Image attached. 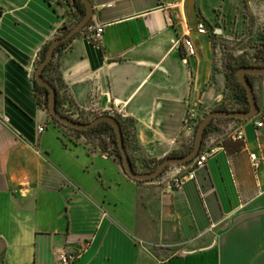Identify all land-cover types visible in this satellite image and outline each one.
I'll return each mask as SVG.
<instances>
[{"label":"crops","instance_id":"obj_1","mask_svg":"<svg viewBox=\"0 0 264 264\" xmlns=\"http://www.w3.org/2000/svg\"><path fill=\"white\" fill-rule=\"evenodd\" d=\"M91 1L100 40L86 29L55 54L62 107L132 119L142 157L161 159L191 144L190 109L201 118L241 105L212 31L237 42V54L255 50L264 0ZM73 20L63 0H0V264H61L62 252L76 256L70 264H264L259 117L218 122L205 139L217 153L179 188L166 182L189 164L152 180L130 177L111 147L56 126L38 102L39 53ZM185 36L196 48L187 59ZM251 80L264 115V75ZM239 128L243 141L233 139Z\"/></svg>","mask_w":264,"mask_h":264},{"label":"water","instance_id":"obj_2","mask_svg":"<svg viewBox=\"0 0 264 264\" xmlns=\"http://www.w3.org/2000/svg\"><path fill=\"white\" fill-rule=\"evenodd\" d=\"M85 4V13L84 15L63 35L57 36L52 39L47 49L45 58L37 65L34 71V78L36 81L48 88V111L49 113L57 119L62 124L75 128V129H89L98 125L101 122H109L112 124L116 137L117 145L119 148V153H116V157L127 175L136 179V180H152L158 178L165 171L167 166L172 165H184L189 164L194 157L199 153L206 127L211 123L214 118L219 117H233L237 119H251L260 112V107L257 101V97L254 92L253 84L250 81L249 75H264V65H244L237 69L236 73L238 80L242 83L246 89L247 97L249 101V108L247 110L243 109H213L198 121L192 119L186 129H189L194 124H197V128L194 135V142L192 148L183 155H174V156H165L162 160L156 165V167L150 171H138L133 166L130 155L126 146L124 144V137L122 133V128L118 118L112 114L104 113L98 115L90 121L82 122L76 120L68 115L63 114L58 110L56 105V88L53 84L43 77L42 71L44 67L52 60L57 46L72 38L78 31L84 28L94 15V5L91 0H82ZM4 248V243L0 238V253Z\"/></svg>","mask_w":264,"mask_h":264},{"label":"trees","instance_id":"obj_3","mask_svg":"<svg viewBox=\"0 0 264 264\" xmlns=\"http://www.w3.org/2000/svg\"><path fill=\"white\" fill-rule=\"evenodd\" d=\"M63 1H64V3H66V4H68L69 6L72 7L74 20L72 22H70V23H65L59 29V31L55 35V37L60 36V35H63L85 13V4H84V2L82 0H63ZM89 26H91V20L80 31H83V30L88 29ZM80 31H78L69 40L60 43L57 46L56 50H55V54H56V52H58L62 48H64L77 34L80 33ZM51 41H52V39L50 41H48L43 46L42 50L40 51L39 56H38V61H37L36 67L45 58L46 53H47V49H48L49 44H50ZM55 54H54L52 60L44 67V69L42 71V75H43L44 78H46L47 80H49L53 84V86L56 88V105H57L58 110L60 111L61 108H62L63 102L67 99V95H65V94H63L61 92L62 88L64 87V83H63L62 76H61L60 71H59V63H58L57 59L55 58ZM255 56H256V59H257L255 62H248V61L241 60V59L240 60L235 59L234 62H231V61H228L227 62V68L225 69L227 85L230 86V87H232V88H234V90L236 92V95L240 98L241 105L238 106V107H227L224 104H221L216 109L222 108V109H243V110H247L249 108V101H248L246 89H245L244 85L239 82L236 71H237V69L239 67L244 66V65H248V66L249 65H264V32H263V35H262V40L260 41V43L255 48ZM252 76L253 75H249V78H250L251 83H252V80H251L252 79ZM33 82H34V87H35V90H36V93H37V96H38V102L41 105H43L48 110V88L45 87V86H43V85H41V84H39L34 77H33ZM116 117L120 121L121 128H122V133H123V137H124V144L126 146V149L128 150L127 138H126V132H125V129H126L125 123L123 122L122 118H120L119 116H116ZM194 119L197 120V119H200V117L199 118H194ZM226 119H235V118H233V117H219V118H214L211 121V123L206 127L205 134H204V138H206L209 135V133L213 130L214 124H216L218 121L226 120ZM55 120H57V119H55ZM76 120H78V119H76ZM87 121H89V120L82 121V122H87ZM107 128L111 129V131H112V139H113V141L116 144L117 153H119V148H118V145H117L116 133H115V130H114V128H113V126H112L111 123H109V122H101L98 125H96L94 127H91L89 129H75V128H72V129L80 132L81 134H85L86 136H88L90 134H93V133L95 134L96 132H98L100 130H103V129H107ZM196 128H197V125H196ZM134 129H135V126H134ZM195 131H196V129H195ZM203 145H204V140H203L202 146ZM192 146H193V144L190 147H187L185 149L171 152V153H169L166 156L183 155V154L187 153L192 148ZM129 155H130V158H131V161H132L133 166L136 168L135 162H134V160H133V158H132V156H131L130 153H129ZM161 160H162V158L161 159H154V158H151L150 159L149 158L148 159V163L151 165V170L154 169L156 167V165ZM169 167L170 166H167V168L165 169V171Z\"/></svg>","mask_w":264,"mask_h":264},{"label":"rangeland","instance_id":"obj_4","mask_svg":"<svg viewBox=\"0 0 264 264\" xmlns=\"http://www.w3.org/2000/svg\"><path fill=\"white\" fill-rule=\"evenodd\" d=\"M219 31L220 30L217 29V33H215V34L212 33V36H213L214 44L218 50L216 53L217 63L221 67L226 69L227 68V62L228 61L234 62L235 59H237V60L241 59V60H245L248 62H255L257 60L256 56H255V50H252L251 52H245V53L237 54L236 48H237L238 43L233 41V40H228V39L223 38L222 36H220ZM234 93H235V95H234L235 102L240 103V98L236 95L235 90H234ZM60 111L63 112L64 114H66V115H68L74 119H78L80 121H86V120L90 121L94 117L105 113L104 112V113L97 114V115H88L86 113L87 111H85L83 109L81 110V109L75 107L71 102H70V105H68L66 107H62ZM114 116H119L120 118H122L123 122L125 123V127H126L125 132H126V138H127L128 153L131 154V156L135 162L136 170H138V171H150L151 165L148 163V158L142 157V152L139 149L140 146H139L138 141L136 139L134 122L129 118H123L119 114H114ZM198 120L199 119H197V121ZM52 121H53V123H55L56 126L61 127V129H66L67 131H71L75 136H79L81 134L80 132L62 124L61 122H58L53 117H52ZM218 122H220V121H218ZM216 124H214L213 129H214V127H216ZM196 125L197 124H195L194 129H196ZM48 129H56V128L53 125H48ZM194 134H195V132H194ZM84 136L94 143H96V142L105 143V145H108L109 147L112 148L113 152H115V153L117 152L116 144L112 139V131L109 128L100 130V131L96 132L95 134L93 133V134H90L88 136H86L84 134ZM206 138L203 139L204 144H205ZM193 140H194V135H193L192 142L190 145H188V147H190L193 144ZM172 166H174V165H172Z\"/></svg>","mask_w":264,"mask_h":264},{"label":"built area","instance_id":"obj_5","mask_svg":"<svg viewBox=\"0 0 264 264\" xmlns=\"http://www.w3.org/2000/svg\"><path fill=\"white\" fill-rule=\"evenodd\" d=\"M197 29L199 31L202 32H208V29L205 25V23L203 21H199L198 25H197ZM88 33L90 34V37L94 40V41H99L100 38L102 37L103 31H104V26L103 25H97L95 27L89 26L88 28ZM212 33H217V29L213 30ZM183 46H184V58L187 59L190 56L195 55L196 53V48L192 42V40L185 36L182 40ZM114 106H118V103H116V101L113 102ZM259 115V116H258ZM257 117H259L256 121L255 124L256 126L259 127H263L264 126V115H260V113H258L256 115ZM254 116V117H256ZM195 117V110L194 109H190L189 113H188V119H187V125L189 124V122L194 119ZM44 127L43 126H39V131H43ZM233 139L235 140H244V131L239 128L237 129L234 133H233ZM218 147H214V146H209L204 144L203 146H201V149L199 151V153L194 157V159L189 163L188 166V171L185 175H180V174H176L171 176L167 182H166V186L165 188L168 190H173L176 188L181 187L182 183L185 181L186 178L192 177L194 174V170L198 167H201L203 165L206 164V162L208 161L209 158L213 157L217 151H218ZM252 166L254 168H258L261 166L262 164V157L258 156L255 153H250L249 154ZM76 256L74 254H68L66 252H62L60 254V261L61 264H70V262L75 258Z\"/></svg>","mask_w":264,"mask_h":264}]
</instances>
